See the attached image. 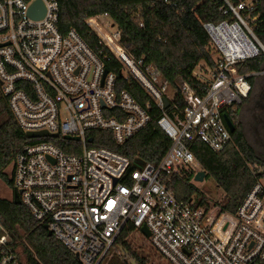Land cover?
I'll return each mask as SVG.
<instances>
[{"label": "built area", "instance_id": "built-area-1", "mask_svg": "<svg viewBox=\"0 0 264 264\" xmlns=\"http://www.w3.org/2000/svg\"><path fill=\"white\" fill-rule=\"evenodd\" d=\"M36 1L0 0L1 92L26 134H57L70 153L46 137L15 157L11 190L33 219L80 264H103L128 225L146 227L150 245L170 264H264V178L235 213L197 196L180 201L172 187L182 170L194 178L203 171L192 143L221 153L233 142L225 112L252 94L248 78L257 73L241 75L238 65L264 52L258 16L248 17L261 0H222L229 18L203 23L217 59L215 67L200 63L193 71L200 92L182 80L172 87L157 67L130 54L120 31L100 22L105 14L87 24L120 65L119 74L110 72L74 29L60 32V0H40L45 16L33 19ZM126 84L140 87L144 104ZM154 110L162 113L157 128L171 140L158 165L93 146L107 142L95 132L125 146L153 122ZM14 243L0 221V264H26Z\"/></svg>", "mask_w": 264, "mask_h": 264}, {"label": "trees", "instance_id": "trees-1", "mask_svg": "<svg viewBox=\"0 0 264 264\" xmlns=\"http://www.w3.org/2000/svg\"><path fill=\"white\" fill-rule=\"evenodd\" d=\"M223 6L222 0H60L59 29L63 34L74 29L94 52L104 58L106 68L119 74L120 65L87 24V20L107 14L121 33V44L130 54L157 67L172 87L182 80L189 82L200 92V85L192 79L193 71L200 63L215 67L217 59L203 23H220L228 19L229 16L224 15L221 10ZM255 16H258L254 25L255 33L263 42L262 4L248 17ZM263 59L262 54L256 59L239 64L238 72L241 75L261 72ZM248 79L253 85L255 76ZM123 89L132 92L140 103H145L146 98L137 85L126 84ZM247 101L248 99L245 100ZM177 103L180 111H183L182 101L178 99ZM239 108L240 106H236L225 112L235 126V133L232 134L233 142L224 151L213 152L201 142H194L191 146L201 168L224 192L225 197L219 205L229 213H235L257 181L264 178V160L249 145L241 124L236 123ZM160 116L162 113L154 110L153 122L123 147L116 146L110 139L111 136L103 132H95L92 136L95 140L97 137L106 138L107 142H94L93 146L115 150L131 161L140 158L146 163L158 165L171 146V140L156 126V119ZM40 141L43 140L27 138L16 122L7 100L0 98V180L12 187L6 170L12 166L15 157L26 144ZM45 141H51L70 153L62 138ZM193 177L194 174L188 170L174 175L172 187L175 195L184 202L198 196V201L204 204L208 200L193 184ZM0 221L8 234L15 235V250L20 247L17 242L20 239L19 230L28 232V242L24 244L26 264H80L64 245L54 236H49L45 225L35 221L23 205L0 199ZM135 233L149 242L141 231L128 225L117 239L115 247L122 248L135 264H153L151 255L146 254L142 247L136 246L131 240ZM157 254L165 260L158 252ZM109 259L108 264H130L118 254V250Z\"/></svg>", "mask_w": 264, "mask_h": 264}, {"label": "rangeland", "instance_id": "rangeland-1", "mask_svg": "<svg viewBox=\"0 0 264 264\" xmlns=\"http://www.w3.org/2000/svg\"><path fill=\"white\" fill-rule=\"evenodd\" d=\"M100 22H103L104 26L106 24H111L117 29L113 22L108 18L100 20ZM104 32L110 34L113 33V30L111 28H107L104 30ZM261 44L264 46V41L261 42ZM216 57L217 56L215 55V58ZM262 63V71L254 75L255 79L252 85L253 90L250 98L247 102H244L242 105H240V108L238 109L236 123L238 125L241 124L249 145L253 147L257 151L260 158L264 160V59ZM204 65L205 64L202 63V66ZM170 91L171 94L174 95L175 90L172 88ZM2 97L4 96L1 92L0 87V98ZM6 173L8 174L9 178H11L12 166L6 170ZM193 184L201 191V193L206 197L209 202L219 204L223 201L225 197L224 192L217 186L216 182L211 176H206L205 180L202 183L195 182L193 177ZM0 199L12 201V195L8 190V185L2 180H0ZM19 233L20 239L17 240V242L20 243V247L17 248V252L20 258L25 263H27V257L24 253V244H27L28 242V232L24 229H20ZM131 240L136 246L142 247L146 254L151 255L153 264H168L165 260L160 258L157 252L150 245V242L146 241L139 234H133L131 236ZM116 250H118V254L124 257L125 260L130 262V264H135L134 261L131 260L130 257L120 247H115L110 253L109 258H111V256L115 253ZM109 258L103 264H108L110 262Z\"/></svg>", "mask_w": 264, "mask_h": 264}, {"label": "water", "instance_id": "water-1", "mask_svg": "<svg viewBox=\"0 0 264 264\" xmlns=\"http://www.w3.org/2000/svg\"><path fill=\"white\" fill-rule=\"evenodd\" d=\"M45 13H46V10H45V6H44V4L42 3V1L38 0V1H36V2L32 5V7L30 8L29 15H30V17H32L33 19H42V18L45 16ZM106 73H107V72H106ZM167 105H168V103H167ZM225 121H226V124H227V126H228L230 132H231L232 134L235 133V126H234L233 123L230 121V119L227 117V115H225ZM26 136H27L28 139L46 138V137H47V138H58V135H57V134L52 135V134H49V133H47V132L27 133ZM67 139H75V140H78V138H71V137H67ZM90 141H92V140H90ZM144 165H145V164H143L142 162H139V161H135V162L133 163V166H134L135 168H137V169H142V168L144 167ZM206 176H207V173L203 170V171L199 172V173L195 176L194 180H195L196 182H201V183H202V182L205 180ZM14 202H15V204H18V205L21 204V202H20V200H19V198H18L17 195H15V197H14ZM46 229H47V227H46ZM141 233H142L147 239H149L150 236H151L149 230H148L146 227H143V228L141 229ZM49 236H52V233H51L50 231H49ZM10 237L13 239L14 242L16 241V237H15V235L10 234ZM76 258H78V257H76Z\"/></svg>", "mask_w": 264, "mask_h": 264}, {"label": "flooded vegetation", "instance_id": "flooded-vegetation-1", "mask_svg": "<svg viewBox=\"0 0 264 264\" xmlns=\"http://www.w3.org/2000/svg\"><path fill=\"white\" fill-rule=\"evenodd\" d=\"M262 2H263L262 5H264V0H262ZM8 190L10 191V193H11V195H12V201H14V197H15V196H14L12 190H11V187L8 186Z\"/></svg>", "mask_w": 264, "mask_h": 264}]
</instances>
